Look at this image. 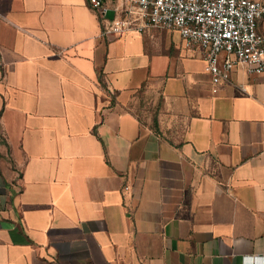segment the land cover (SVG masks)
Wrapping results in <instances>:
<instances>
[{"label": "crops", "instance_id": "obj_1", "mask_svg": "<svg viewBox=\"0 0 264 264\" xmlns=\"http://www.w3.org/2000/svg\"><path fill=\"white\" fill-rule=\"evenodd\" d=\"M214 89L179 32L0 0V264H264V75Z\"/></svg>", "mask_w": 264, "mask_h": 264}, {"label": "built area", "instance_id": "obj_2", "mask_svg": "<svg viewBox=\"0 0 264 264\" xmlns=\"http://www.w3.org/2000/svg\"><path fill=\"white\" fill-rule=\"evenodd\" d=\"M104 34L148 29L179 32L187 49L201 51L217 87L238 66L264 75V2L258 0H86ZM113 14L109 18V15Z\"/></svg>", "mask_w": 264, "mask_h": 264}]
</instances>
